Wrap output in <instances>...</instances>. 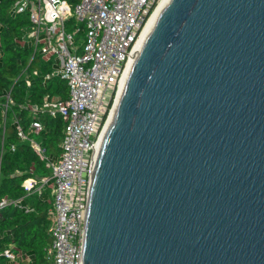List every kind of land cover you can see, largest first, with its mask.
<instances>
[{
	"label": "water",
	"instance_id": "95a60500",
	"mask_svg": "<svg viewBox=\"0 0 264 264\" xmlns=\"http://www.w3.org/2000/svg\"><path fill=\"white\" fill-rule=\"evenodd\" d=\"M117 105L81 264H264V0H170Z\"/></svg>",
	"mask_w": 264,
	"mask_h": 264
},
{
	"label": "built area",
	"instance_id": "2783aa9c",
	"mask_svg": "<svg viewBox=\"0 0 264 264\" xmlns=\"http://www.w3.org/2000/svg\"><path fill=\"white\" fill-rule=\"evenodd\" d=\"M160 1L16 0L13 5L18 14L29 16L32 27L27 38L33 56L52 61L55 69L48 77H61L69 89L66 101L46 97L40 107H34L65 121L58 159H49L41 145L18 126L21 140L31 144L50 170L49 177L30 178L24 187L28 194L41 193L53 182L48 257L54 264L82 263L90 185L102 138L113 120L131 63L141 50L143 31ZM71 19L75 23L70 28ZM41 130V122L34 121L32 133ZM8 203L0 199V210ZM5 254L17 259L8 250Z\"/></svg>",
	"mask_w": 264,
	"mask_h": 264
},
{
	"label": "trees",
	"instance_id": "16d2710c",
	"mask_svg": "<svg viewBox=\"0 0 264 264\" xmlns=\"http://www.w3.org/2000/svg\"><path fill=\"white\" fill-rule=\"evenodd\" d=\"M15 1L0 0V199L9 201L0 210V264H54L48 257L53 187L48 183L41 193L32 194L24 187L30 178L49 177L50 170L31 144L21 140L18 126L49 159H58L65 121L34 107H40L46 97L66 101L69 89L61 77H48L55 69L52 61L33 56L27 38L31 22L28 14L13 9ZM74 23L71 19L67 25L71 28ZM34 121L42 124L38 134L32 133ZM6 250L17 259L11 260Z\"/></svg>",
	"mask_w": 264,
	"mask_h": 264
},
{
	"label": "bare ground",
	"instance_id": "6f19581e",
	"mask_svg": "<svg viewBox=\"0 0 264 264\" xmlns=\"http://www.w3.org/2000/svg\"><path fill=\"white\" fill-rule=\"evenodd\" d=\"M169 1H170V0H161V1L159 2V4H158L156 10L153 12V14H152V16H151V18H150L148 24L146 25V27H145V29H144V31H143V34H142L141 39H140V42H139V47H141V46L143 45L145 39H146L147 36L150 34V32L153 30L154 25H155V23H156V20H157L159 14L162 12V10H163L164 8H166V6L168 5ZM135 58H136V57H135ZM135 58H134V60H135ZM133 62H134V61H133ZM131 64H133V63H131ZM130 69H131V66H130V68H129V71H130ZM128 73H129V72H128ZM128 76H129V74H128ZM128 76H127L126 79H125V83H126V81H127V79H128ZM125 83H124V85H125ZM123 87H124V86H123ZM123 87H122V91H121V93H120V97H121V94H122L123 89H124ZM119 100H120V99H119ZM119 100H118V103H119ZM117 106H118V105H117ZM110 124H111V123H110ZM108 128H109V127H108ZM103 138H104V137H103ZM103 138H102V139H103Z\"/></svg>",
	"mask_w": 264,
	"mask_h": 264
},
{
	"label": "rangeland",
	"instance_id": "374dc122",
	"mask_svg": "<svg viewBox=\"0 0 264 264\" xmlns=\"http://www.w3.org/2000/svg\"><path fill=\"white\" fill-rule=\"evenodd\" d=\"M28 44H29V42H28ZM49 183H50L51 186H53V182L52 181H50Z\"/></svg>",
	"mask_w": 264,
	"mask_h": 264
}]
</instances>
